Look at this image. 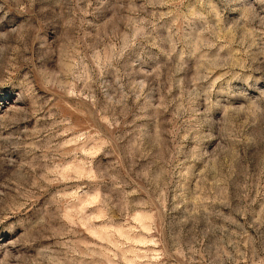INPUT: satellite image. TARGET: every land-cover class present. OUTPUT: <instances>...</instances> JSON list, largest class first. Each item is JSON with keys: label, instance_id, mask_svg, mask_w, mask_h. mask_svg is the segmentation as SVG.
<instances>
[{"label": "clouds", "instance_id": "clouds-1", "mask_svg": "<svg viewBox=\"0 0 264 264\" xmlns=\"http://www.w3.org/2000/svg\"><path fill=\"white\" fill-rule=\"evenodd\" d=\"M0 264H264V0H0Z\"/></svg>", "mask_w": 264, "mask_h": 264}, {"label": "rangeland", "instance_id": "rangeland-1", "mask_svg": "<svg viewBox=\"0 0 264 264\" xmlns=\"http://www.w3.org/2000/svg\"><path fill=\"white\" fill-rule=\"evenodd\" d=\"M12 99V94L9 90H0V105H5Z\"/></svg>", "mask_w": 264, "mask_h": 264}]
</instances>
